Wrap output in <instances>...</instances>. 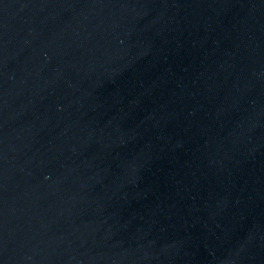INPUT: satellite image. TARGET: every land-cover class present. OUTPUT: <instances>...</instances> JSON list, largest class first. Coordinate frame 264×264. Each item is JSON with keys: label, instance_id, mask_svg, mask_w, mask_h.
<instances>
[{"label": "water", "instance_id": "95a60500", "mask_svg": "<svg viewBox=\"0 0 264 264\" xmlns=\"http://www.w3.org/2000/svg\"><path fill=\"white\" fill-rule=\"evenodd\" d=\"M0 264H264V0H0Z\"/></svg>", "mask_w": 264, "mask_h": 264}]
</instances>
